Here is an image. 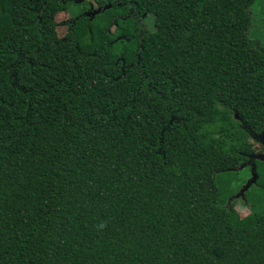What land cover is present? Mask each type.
<instances>
[{
	"label": "trees",
	"instance_id": "1",
	"mask_svg": "<svg viewBox=\"0 0 264 264\" xmlns=\"http://www.w3.org/2000/svg\"><path fill=\"white\" fill-rule=\"evenodd\" d=\"M254 1L0 0V264H264V180L240 218L196 145L217 105L264 132Z\"/></svg>",
	"mask_w": 264,
	"mask_h": 264
},
{
	"label": "rangeland",
	"instance_id": "2",
	"mask_svg": "<svg viewBox=\"0 0 264 264\" xmlns=\"http://www.w3.org/2000/svg\"><path fill=\"white\" fill-rule=\"evenodd\" d=\"M89 10H97L98 3L104 0H90ZM109 2L114 0H107ZM82 7L68 6L58 8L52 13L53 32L58 40L68 38L66 23L80 12ZM252 46L249 55L257 60L264 69V0H255L250 9ZM145 28L153 29L152 17L144 19ZM130 33L135 31L132 19L126 21ZM110 34L117 33L118 25L114 22L109 29ZM149 100L144 91L138 93L134 106L135 114H142ZM197 150L204 155L230 154L237 159V166L220 178L226 188L224 206L240 218H245L252 211L254 199L261 196L258 191L259 181L264 180V132L249 129L233 109L220 105L213 107L204 119L198 132Z\"/></svg>",
	"mask_w": 264,
	"mask_h": 264
},
{
	"label": "water",
	"instance_id": "3",
	"mask_svg": "<svg viewBox=\"0 0 264 264\" xmlns=\"http://www.w3.org/2000/svg\"><path fill=\"white\" fill-rule=\"evenodd\" d=\"M95 13V12H94Z\"/></svg>",
	"mask_w": 264,
	"mask_h": 264
}]
</instances>
